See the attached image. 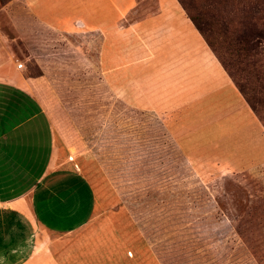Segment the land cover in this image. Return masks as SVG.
Masks as SVG:
<instances>
[{
    "label": "rangeland",
    "instance_id": "rangeland-1",
    "mask_svg": "<svg viewBox=\"0 0 264 264\" xmlns=\"http://www.w3.org/2000/svg\"><path fill=\"white\" fill-rule=\"evenodd\" d=\"M184 1L203 20L231 21L232 33H257L250 53L225 48L218 35L214 49L227 72L264 102V0ZM157 3L145 0L142 16L153 17ZM13 29L0 14V37L11 38ZM17 34L23 75L36 78L29 85L63 143L79 142L85 158L75 163L94 194L90 220L68 234L41 233L27 264H264L263 136L215 132L204 140L216 144L181 158L156 114L122 107L133 105L129 77L121 88L107 82L109 93L99 89L98 31L78 25L57 34L26 20ZM185 71L208 81L218 74L197 56ZM201 92L193 110H179H198L197 130L242 119L237 97L217 80ZM36 122L44 129L42 118ZM69 152L74 160L73 147Z\"/></svg>",
    "mask_w": 264,
    "mask_h": 264
},
{
    "label": "crops",
    "instance_id": "crops-1",
    "mask_svg": "<svg viewBox=\"0 0 264 264\" xmlns=\"http://www.w3.org/2000/svg\"><path fill=\"white\" fill-rule=\"evenodd\" d=\"M144 1L9 0L0 5V14L14 28L11 38L0 37V264H27L41 233L74 232L90 220L94 207L91 186L75 163L85 158L79 142L63 143L29 85L36 78H27L16 68L21 60L14 46L26 20L57 34L79 25L103 35L96 73L99 89L109 93L107 82L121 88L122 78L129 77L134 106L122 107L131 113L146 108L156 114L164 135L181 158L195 154L201 145L216 144L215 139L204 140L214 137L215 132L264 137L263 126L178 1L157 0L153 17L142 16L148 10ZM196 56L213 67L217 79L214 74L208 81L206 75L185 71L186 61ZM196 74L200 80H192ZM213 80L237 97L242 119L197 130L193 126L198 110L187 115L179 110H193L190 103L198 102L201 91ZM26 95L39 108L28 123ZM42 115L44 129L36 122ZM31 122L37 130H27ZM187 127L190 133L185 131Z\"/></svg>",
    "mask_w": 264,
    "mask_h": 264
},
{
    "label": "trees",
    "instance_id": "trees-1",
    "mask_svg": "<svg viewBox=\"0 0 264 264\" xmlns=\"http://www.w3.org/2000/svg\"><path fill=\"white\" fill-rule=\"evenodd\" d=\"M177 1L186 12L187 17L189 18V20L191 21L197 32L200 34V36L206 43L207 47L216 57V59L218 60L222 68L226 71L228 76L231 78L233 84L241 94L245 103L252 110V112L255 114L258 121L261 123V125L264 128V125L262 123L264 122V119L262 118L263 116L262 113L264 110V102L258 96V92L254 88L248 86L246 81L241 83L237 80V78L234 75L229 74L226 70L227 65L220 59V57L216 54L214 49V43H216L215 35H218V38L220 39V43L223 44L225 48H227L229 45L232 44L235 46L234 48H232L233 51L240 52L241 54L250 53V51L253 50V47L251 46V44H253L252 41L254 38L258 36L257 33H253V29H249V28H246V30H241L238 33L236 30L234 33H232L231 32L232 29L229 28V26H231V21H226L223 19L222 20L220 19V22L218 20H214V21L203 20L198 16V14L192 13L191 9L188 7V5L185 3L184 0H177ZM253 1H258V0H253ZM263 5H264V1H263ZM253 12L254 13L258 12V8L256 6L254 7ZM260 25H262V30L264 32V23ZM25 104H26L25 117L28 123L30 119H32L34 116H37V113H39V108L37 107L36 103L27 95L25 96ZM41 117L42 119H44L43 115ZM32 122L30 123L31 124L30 129L33 130L36 128L37 130L38 129L37 125L34 127V123Z\"/></svg>",
    "mask_w": 264,
    "mask_h": 264
},
{
    "label": "built area",
    "instance_id": "built-area-1",
    "mask_svg": "<svg viewBox=\"0 0 264 264\" xmlns=\"http://www.w3.org/2000/svg\"><path fill=\"white\" fill-rule=\"evenodd\" d=\"M16 68L17 69H22L23 68V64L21 62H17L16 63ZM68 159H71V157H68Z\"/></svg>",
    "mask_w": 264,
    "mask_h": 264
}]
</instances>
